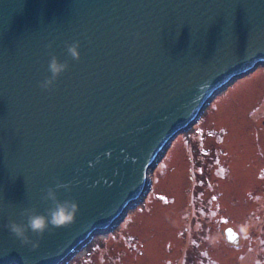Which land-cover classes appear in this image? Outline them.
Instances as JSON below:
<instances>
[{"label": "water", "instance_id": "95a60500", "mask_svg": "<svg viewBox=\"0 0 264 264\" xmlns=\"http://www.w3.org/2000/svg\"><path fill=\"white\" fill-rule=\"evenodd\" d=\"M52 55L69 67L46 91ZM260 64L264 0H0V264H58L107 229L164 148ZM57 182L80 212L33 251L4 225L45 214Z\"/></svg>", "mask_w": 264, "mask_h": 264}, {"label": "rangeland", "instance_id": "374dc122", "mask_svg": "<svg viewBox=\"0 0 264 264\" xmlns=\"http://www.w3.org/2000/svg\"><path fill=\"white\" fill-rule=\"evenodd\" d=\"M211 103L159 157L146 203L72 264H264V64Z\"/></svg>", "mask_w": 264, "mask_h": 264}, {"label": "clouds", "instance_id": "9594fccd", "mask_svg": "<svg viewBox=\"0 0 264 264\" xmlns=\"http://www.w3.org/2000/svg\"><path fill=\"white\" fill-rule=\"evenodd\" d=\"M51 47L52 45L49 44L48 48L51 49ZM66 47L70 57L79 61V42L68 44ZM68 67L67 62L61 63L55 55H52L48 65L51 76L41 82L40 87L51 91L57 79L67 71ZM61 189L71 191V186L57 182L55 187H49L46 190L42 199L50 206L46 209L45 214L39 213L35 208H24L20 213V222L9 219L4 225L21 242L22 246H30L33 251L39 250L40 241L46 233H52L56 229H67L75 223L80 206L74 200L61 201L57 195ZM32 236H36L38 239L33 240Z\"/></svg>", "mask_w": 264, "mask_h": 264}, {"label": "bare ground", "instance_id": "6f19581e", "mask_svg": "<svg viewBox=\"0 0 264 264\" xmlns=\"http://www.w3.org/2000/svg\"><path fill=\"white\" fill-rule=\"evenodd\" d=\"M219 96H220V95H219ZM219 96H218V97H219ZM218 97H217V98H218ZM217 98H216V99H217ZM216 99H215V100H216ZM215 100H214V101H215ZM214 101H213V102H214ZM213 102H212V103H213ZM212 103H211V104H212ZM200 121H201V120H200ZM199 123H200V122H199ZM161 162H162V161H161ZM160 166H161V163H160L159 167H160ZM146 201H147V200H146ZM146 201H145V203H146ZM73 260H74V259H72V261H73Z\"/></svg>", "mask_w": 264, "mask_h": 264}]
</instances>
